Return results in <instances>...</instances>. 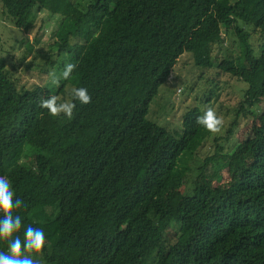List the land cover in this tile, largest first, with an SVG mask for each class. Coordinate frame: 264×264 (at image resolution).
<instances>
[{"label":"trees","instance_id":"16d2710c","mask_svg":"<svg viewBox=\"0 0 264 264\" xmlns=\"http://www.w3.org/2000/svg\"><path fill=\"white\" fill-rule=\"evenodd\" d=\"M84 1L0 0L25 35L45 15L56 55L77 64L57 91L21 92L0 60V176L24 202L18 235L44 231L43 264H264V44L257 54L244 29L264 34V0ZM231 37L241 61L215 65L214 50ZM185 54L246 85L190 193L189 165L215 136L197 123L203 112L189 110L181 133L147 119ZM66 87L87 88L92 103L77 101L70 120L39 107ZM241 121L242 155L240 146L218 154Z\"/></svg>","mask_w":264,"mask_h":264},{"label":"rangeland","instance_id":"374dc122","mask_svg":"<svg viewBox=\"0 0 264 264\" xmlns=\"http://www.w3.org/2000/svg\"><path fill=\"white\" fill-rule=\"evenodd\" d=\"M76 3L81 8L87 5L84 0H76ZM45 18V15L36 13L33 29L25 35L15 28L11 20L7 19L0 3V60L6 69L14 72L15 78L19 80L21 92L38 86L57 91L65 82L61 81L60 86L55 87L48 80V73H59L70 62L66 57L56 55L57 49L53 46V39L50 37L52 22ZM244 29L249 36L250 45L259 54L260 47L264 44V34L250 27ZM28 45L31 46V51H28ZM228 58L234 59L235 64L241 61L238 40L234 37L226 40L222 50L215 49L212 56L215 65ZM244 90H246V85L237 83L234 78L217 69L199 70L195 68L192 58L187 54L180 57L169 80L160 87L149 107L147 119L167 131L181 133L182 118L193 108H198L204 113L208 107H213L224 118L222 133L207 140L190 163L191 171L185 180L184 193H190L193 181L199 169L204 166L205 160L216 154L214 138L224 137L229 130L235 120L237 105L242 100ZM69 95L70 89L66 87L64 95L59 97L62 100H69ZM247 133V124L241 121L238 129L228 141L219 140L217 142L221 149L218 154L229 155L235 147L240 146L239 152L242 155L241 145ZM222 175V182H225L228 175L226 173Z\"/></svg>","mask_w":264,"mask_h":264},{"label":"clouds","instance_id":"9594fccd","mask_svg":"<svg viewBox=\"0 0 264 264\" xmlns=\"http://www.w3.org/2000/svg\"><path fill=\"white\" fill-rule=\"evenodd\" d=\"M77 64L67 63L64 69L48 73V80L52 86L59 87L61 81L70 79L76 70ZM23 71V69H21ZM70 95L72 99L62 100L56 95L41 98L39 107L46 109L52 117L61 116L72 119L76 102L81 105L92 103V97L85 87H73ZM197 123L209 133L221 134L224 127V118L213 107H208ZM15 192L11 181L6 176H0V241L7 243L8 251L0 252V264H43L46 247L45 233L41 228L29 225L23 232V240L18 233L22 228L20 215L16 214L24 202L14 199Z\"/></svg>","mask_w":264,"mask_h":264}]
</instances>
